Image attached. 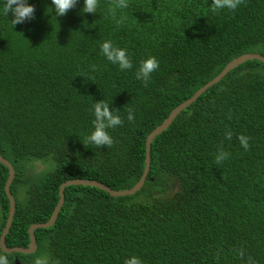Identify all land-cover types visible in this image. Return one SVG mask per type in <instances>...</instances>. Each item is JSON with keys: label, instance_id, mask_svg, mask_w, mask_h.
<instances>
[{"label": "trees", "instance_id": "1", "mask_svg": "<svg viewBox=\"0 0 264 264\" xmlns=\"http://www.w3.org/2000/svg\"><path fill=\"white\" fill-rule=\"evenodd\" d=\"M28 2L32 20L12 28L0 15V156L15 172L8 248L28 246V229L49 220L65 181L134 186L148 134L230 61L264 56V0H241L218 14L209 11L211 0H128L116 10L127 17L123 24L109 12L114 0H100L95 14L77 0L57 20L51 0ZM104 39L128 49L132 69L100 55ZM149 55L159 68L145 85L135 68ZM103 98L122 116L133 109L135 119L109 129L112 146L85 147L90 106ZM221 147L230 156L217 164ZM34 163L45 167L34 174ZM8 176L0 163V237ZM34 236L33 254L4 252L10 264H34L36 256L48 264H123L131 255L145 264H264V63L231 70L156 136L138 192L113 197L69 186L55 223Z\"/></svg>", "mask_w": 264, "mask_h": 264}, {"label": "clouds", "instance_id": "2", "mask_svg": "<svg viewBox=\"0 0 264 264\" xmlns=\"http://www.w3.org/2000/svg\"><path fill=\"white\" fill-rule=\"evenodd\" d=\"M77 0H51V5L48 7L55 19L59 16H64L69 9L75 7ZM241 4V0H211L209 11L213 14H218L222 10H236ZM100 6V0H82L80 10L83 13H97ZM128 7V0H114V4L109 7V12L115 19L117 24H123L127 17L121 14L117 17V9L124 10ZM9 13L12 18L9 19ZM0 15L6 17L12 25V28L17 24H23L26 21L34 19L35 6L28 0H0ZM57 20V19H56ZM100 55L104 57L112 65L117 66L121 71H127L133 68V60L129 55L128 49L116 44L112 39H104L99 44ZM95 69V65L92 66ZM159 68V61L155 56L149 55L141 59L135 68V76L138 80L147 84L151 75ZM112 104L109 100L103 98L93 101L90 106L92 114L91 128L85 134L82 144L85 147L89 146H112L114 138L109 132V129H114L124 123L125 119L133 121L135 113L133 109H128L126 117L120 114V109L110 107ZM227 139H231L232 132L225 133ZM241 145L247 149L249 147L248 137L239 135ZM230 153L222 147L218 148L215 155V162L220 164L227 160ZM0 264H10V259L7 254L0 251ZM12 264V262H11ZM34 264H48L47 256H36ZM123 264H145L138 255L125 257Z\"/></svg>", "mask_w": 264, "mask_h": 264}, {"label": "water", "instance_id": "3", "mask_svg": "<svg viewBox=\"0 0 264 264\" xmlns=\"http://www.w3.org/2000/svg\"><path fill=\"white\" fill-rule=\"evenodd\" d=\"M248 60H258V61L264 63V56L257 54V53L244 54V55H241V56L233 59L232 61H230L216 77H214L211 81H209L204 86H202L199 90H197L189 99L183 101L177 107H175L169 113V115L166 117V119L160 125H158L153 131H151L148 134V136L146 137V141H145L144 170L142 172L140 179L131 188L124 189V190H113L101 182H98L96 180H87V179H72V180H68V181L61 183V185L59 186V190H58V201H57V204L53 210L51 217L45 223H36V224H33L30 226V228L28 229L30 242L26 248H22V247L8 248L5 245V237H6V234L8 233V231L11 227L13 217L15 214V210H16L15 201H14V198H13L11 191H10V185L14 179L15 172H14L12 165L5 158L0 156V163L3 164L4 166H6L8 168V171H9V176H8V179L5 183V193H6L8 200H9V213H8L5 228L2 231V234L0 237V248H1V250L5 253H20V254H24V255H30V254H33L34 252H36L37 245H36V239L34 236V231L36 229L49 228L55 223L57 216H58V214L62 208L63 202H64V190H65V188H67L69 186L95 187L97 189H100V190L107 192L110 196H113V197L129 196V195H133L136 192H138L143 187L145 180L147 178V175L149 173L150 149H151V144H152L153 140L156 138V136H158L159 134H161L162 132L167 130L168 127L174 121V119L184 109H186L193 102H195L197 100V98L201 94H203L208 88H210L214 84L218 83L231 70L235 69L236 67H238L239 65H241L242 63H244Z\"/></svg>", "mask_w": 264, "mask_h": 264}, {"label": "rangeland", "instance_id": "4", "mask_svg": "<svg viewBox=\"0 0 264 264\" xmlns=\"http://www.w3.org/2000/svg\"><path fill=\"white\" fill-rule=\"evenodd\" d=\"M45 166L41 163H34L33 166L30 168L33 173H39Z\"/></svg>", "mask_w": 264, "mask_h": 264}]
</instances>
